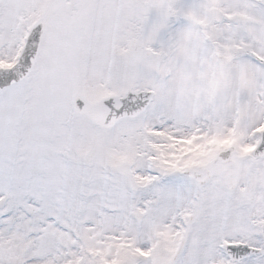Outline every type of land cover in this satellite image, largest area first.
Listing matches in <instances>:
<instances>
[{"label":"snow or ice","instance_id":"1","mask_svg":"<svg viewBox=\"0 0 264 264\" xmlns=\"http://www.w3.org/2000/svg\"><path fill=\"white\" fill-rule=\"evenodd\" d=\"M0 264H264V0H0Z\"/></svg>","mask_w":264,"mask_h":264}]
</instances>
